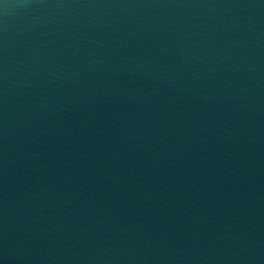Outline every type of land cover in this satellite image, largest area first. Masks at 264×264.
<instances>
[{
    "label": "water",
    "instance_id": "95a60500",
    "mask_svg": "<svg viewBox=\"0 0 264 264\" xmlns=\"http://www.w3.org/2000/svg\"><path fill=\"white\" fill-rule=\"evenodd\" d=\"M0 264H264V0H0Z\"/></svg>",
    "mask_w": 264,
    "mask_h": 264
}]
</instances>
